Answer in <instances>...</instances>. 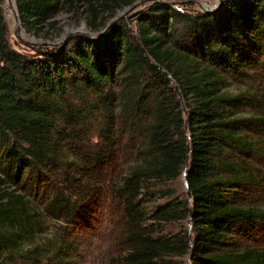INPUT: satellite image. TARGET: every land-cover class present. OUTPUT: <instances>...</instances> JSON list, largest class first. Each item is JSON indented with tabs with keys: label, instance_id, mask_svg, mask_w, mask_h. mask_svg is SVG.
Wrapping results in <instances>:
<instances>
[{
	"label": "trees",
	"instance_id": "1",
	"mask_svg": "<svg viewBox=\"0 0 264 264\" xmlns=\"http://www.w3.org/2000/svg\"><path fill=\"white\" fill-rule=\"evenodd\" d=\"M133 1L15 6L22 29L39 36L57 30L55 14L80 9L100 33ZM134 19L35 55L10 43L0 0V264L44 229L43 215L88 224L102 199L115 231L108 264H264V249L227 242L264 223V208L234 197L264 186L247 160H264V0L196 13L155 2ZM227 79L253 90L227 95ZM181 177L185 199L173 187ZM146 194L167 199L150 224ZM184 220L192 229L159 233Z\"/></svg>",
	"mask_w": 264,
	"mask_h": 264
},
{
	"label": "rangeland",
	"instance_id": "2",
	"mask_svg": "<svg viewBox=\"0 0 264 264\" xmlns=\"http://www.w3.org/2000/svg\"><path fill=\"white\" fill-rule=\"evenodd\" d=\"M223 0H221L222 3ZM160 2L173 5L174 7L186 12H214L221 5L220 0H134L132 5L123 9L117 10L116 14L109 18L107 24L113 19L124 18L129 22L135 21L139 13L144 12L152 3ZM220 3V4H219ZM206 4L212 10L205 11L202 6ZM217 6V7H216ZM3 10L5 21L8 27L10 43L21 51H26L35 55L44 54L50 50H58L61 46L69 43L72 37L82 35L86 37H95L103 31H91L84 19V14L81 9L78 12H66L65 10L55 14L51 20L57 22V30L44 29V32L39 36L26 33L23 29V36L19 31H16L15 0H3ZM84 24V27L82 28ZM108 28V27H107ZM20 34L21 39L17 38L16 34ZM239 79H227L226 84L222 86L223 93L227 95H236L238 93L248 92L252 89L250 83H242ZM256 85V84H255ZM253 90V89H252ZM251 90V91H252ZM240 113L245 114L249 110L240 108ZM94 132H92L93 134ZM256 140V138H254ZM256 157V156H254ZM264 159V158H263ZM248 163L257 167L264 175V160L263 164H259L260 159H247ZM261 180V179H260ZM175 188V196L180 199L186 198L185 181L183 177L179 178L176 183H173ZM234 195L237 202L243 203L246 206H254L259 209L264 208V186L260 190L247 192L237 190ZM167 199H158L151 195H145L142 199V210L145 213V222H153L148 214L154 211L157 204L166 201ZM99 202V201H98ZM97 202V203H98ZM96 204V202H95ZM105 202L102 199L101 207L96 214L88 220V224L73 223L72 227L65 228L61 222L56 219L49 218L43 215L42 222L44 229L37 231L33 237L24 238L20 246L10 248L6 252V257L3 259L5 264H63L59 260V247L62 238H66L71 242V248L67 247L64 251L62 262L65 264H108L110 254L115 252L116 245L114 244L115 231L112 230L110 222L107 221V210L103 207ZM150 224V223H149ZM165 228L159 232L163 235L182 232L184 229H192L188 221L173 222L165 225ZM227 242L231 243V248L242 250L245 248L264 249V223H258L256 230H253L245 235H231ZM181 264L186 262L190 264L188 256L177 259Z\"/></svg>",
	"mask_w": 264,
	"mask_h": 264
},
{
	"label": "water",
	"instance_id": "3",
	"mask_svg": "<svg viewBox=\"0 0 264 264\" xmlns=\"http://www.w3.org/2000/svg\"><path fill=\"white\" fill-rule=\"evenodd\" d=\"M220 3H221V0H220ZM219 3V4H220ZM217 7V6H216ZM202 9L203 10H205V11H211L212 9L208 6V5H206V4H204L203 6H202ZM14 13H15V19H16V31H21V29H22V27H21V20L19 19V17H18V14H17V12L16 11H14ZM117 19H113L112 21H110L108 24H107V27H110V26H112L113 25V23L116 21ZM84 27V24H83V26H82V28ZM107 27L100 33V35H102L103 34V32H105V30L107 29ZM16 36H17V38H19V39H21V36H20V34H16Z\"/></svg>",
	"mask_w": 264,
	"mask_h": 264
},
{
	"label": "bare ground",
	"instance_id": "4",
	"mask_svg": "<svg viewBox=\"0 0 264 264\" xmlns=\"http://www.w3.org/2000/svg\"><path fill=\"white\" fill-rule=\"evenodd\" d=\"M20 34L23 36V32L22 31H20Z\"/></svg>",
	"mask_w": 264,
	"mask_h": 264
}]
</instances>
